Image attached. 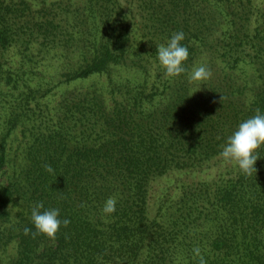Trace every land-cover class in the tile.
<instances>
[{"label":"trees","instance_id":"trees-1","mask_svg":"<svg viewBox=\"0 0 264 264\" xmlns=\"http://www.w3.org/2000/svg\"><path fill=\"white\" fill-rule=\"evenodd\" d=\"M257 108L264 0H0V264H264V145L251 175L219 155Z\"/></svg>","mask_w":264,"mask_h":264},{"label":"clouds","instance_id":"clouds-1","mask_svg":"<svg viewBox=\"0 0 264 264\" xmlns=\"http://www.w3.org/2000/svg\"><path fill=\"white\" fill-rule=\"evenodd\" d=\"M185 39L182 31L173 33L166 44L157 45V57L159 64L164 69L163 77L165 79L179 76L186 71L183 62L189 56L188 48L181 45V41ZM211 70L200 65L194 67L189 74V81H205L211 77ZM223 96L221 95V101ZM219 110V109H218ZM217 110V111H218ZM264 145V114L260 109L255 110V114L239 123L236 130L232 132L226 139L225 144L221 146L222 151L219 153L225 161L238 166L239 170L245 175H251L253 171H257L255 163L260 156L257 149ZM44 168L48 172L53 169L50 165L45 164ZM116 198L109 197L104 202L102 212L105 216L110 215L116 210ZM83 206V205H82ZM43 202L35 203L31 208V221L34 224L35 232L25 227L24 234L35 238L37 235H45L50 239H55L56 233L60 230L61 224L67 227L70 224L69 219L61 220L59 218V209H44ZM196 257L199 258V264H207L199 247L193 249Z\"/></svg>","mask_w":264,"mask_h":264}]
</instances>
